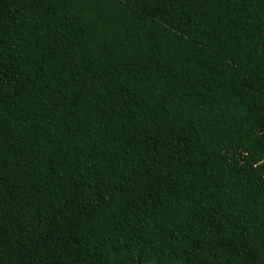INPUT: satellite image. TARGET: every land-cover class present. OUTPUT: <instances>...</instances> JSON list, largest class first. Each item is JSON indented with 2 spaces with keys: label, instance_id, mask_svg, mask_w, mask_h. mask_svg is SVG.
I'll use <instances>...</instances> for the list:
<instances>
[{
  "label": "trees",
  "instance_id": "1",
  "mask_svg": "<svg viewBox=\"0 0 264 264\" xmlns=\"http://www.w3.org/2000/svg\"><path fill=\"white\" fill-rule=\"evenodd\" d=\"M0 264H264V0H0Z\"/></svg>",
  "mask_w": 264,
  "mask_h": 264
}]
</instances>
